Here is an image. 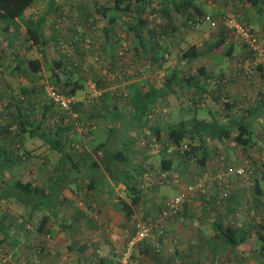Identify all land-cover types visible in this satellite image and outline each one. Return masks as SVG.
Returning a JSON list of instances; mask_svg holds the SVG:
<instances>
[{
    "label": "crops",
    "instance_id": "1",
    "mask_svg": "<svg viewBox=\"0 0 264 264\" xmlns=\"http://www.w3.org/2000/svg\"><path fill=\"white\" fill-rule=\"evenodd\" d=\"M85 1L87 0H35L32 5L26 8L25 14L16 16L7 28H4L7 23L0 21V65H2L0 72V248L2 249L0 264H6L2 260L3 251H10L13 256L22 254L35 256L32 252V245L37 243L39 237L45 233L51 236L57 259L63 264H118L116 261L118 253L133 231V221L137 217L148 218L155 215L160 208L161 201L175 195L186 183L181 180L180 183L172 182L170 173L179 171L185 176L186 181H190L199 173L211 171V168H214L211 167V162L214 159V147L212 149L211 144L221 142L216 139L208 141L209 156L204 164L198 163V173H193L196 169L189 159L179 155L171 158L172 163L169 168L162 169V166L155 168L158 165H154L157 161V153L152 148L141 150L139 141H137L139 136L145 133L151 135V132L139 122L131 123L128 126L130 113L127 110L121 111L120 108L121 114L118 119L115 110L111 109L112 104L120 106L116 97L118 90L125 88L129 93V85L143 88L144 84L148 85L145 88L147 89L150 85L149 82L152 83V86L159 87L162 82L155 83L154 76L158 72L160 74L168 73L170 67H183L185 72L193 75L192 80L195 81L200 74L197 70L199 66H203L205 71L210 73H223V76L228 78L226 83L222 82L221 84L217 82V79H211L204 85L207 89L212 86V89L215 90L214 93L219 94L221 98L225 97L230 104L234 103L237 96H241L246 91L249 92L250 88L248 87L254 86V84L248 83L252 76L245 77L244 75L246 65L219 67V61L212 60L215 48L207 49L193 59L182 57L181 65H134V73L140 77L128 72V65H90L88 62L87 65H64L65 71L63 72L57 70L52 63L62 58L61 56L64 54L60 52L63 50L57 40L59 35L58 29L55 28V21L66 12L69 16L72 15L76 18L73 24L67 23L66 33L69 37L78 38L81 41L87 35H91L93 26H89L90 22L87 21V18L91 14L89 10L93 9V5L86 4ZM193 3L198 5L203 12H208L211 15L222 14L226 6L236 8L235 0H228L227 5L223 0H208V2L193 0ZM108 4H110L109 1ZM262 4L264 5V1ZM263 8L264 6H262ZM262 9L246 2L245 11L239 12V15L245 17L251 26L257 24L256 27H259L260 24H263L259 18V12ZM41 15L43 17L42 31L48 37L45 46L33 43L28 38L24 22L28 16L36 18ZM81 17L82 26L80 24ZM99 21L100 25L106 24L107 18L102 16ZM123 22L124 14L118 19L119 25L115 29V35L111 33V39L118 38L119 41L120 30L118 27L122 26ZM109 29L103 32L105 38L110 34ZM198 30L200 33L201 29ZM211 32L202 35L207 46L215 38ZM132 37L133 42L135 38L133 33ZM181 38L179 37L177 40ZM118 43L117 41L113 43V57L114 48ZM236 46L240 48L241 45L236 41L234 48ZM134 51L138 52L136 48ZM239 54H241L240 57L245 55L252 57L251 52L247 50L245 52L244 48ZM77 55L75 53L73 57ZM105 57L109 61L113 60L106 53ZM30 59L38 60L37 73L31 69ZM77 61L79 60L74 62L77 64ZM138 67L142 71H136ZM106 68L115 69L121 80L117 79V82L109 85L104 81V89L109 90L110 94L106 97L101 96L100 106L103 105L108 110H92L87 117L88 122L92 123H97V118L103 120L105 117H112L113 122L102 125L95 123V128L92 131L85 135L79 133V137L69 127L67 134L71 133V139H76L81 143L80 149L71 151L70 156L62 154L40 135H31L29 129L21 130L17 121H11V118L26 120V114L30 109L15 97L18 93L30 92L36 95L34 96L35 105L37 103L35 97H39L37 92L42 93L41 78L50 81V76L59 71L62 75L59 73L60 77L69 83L67 85H64L63 82L53 84L63 88L80 84L81 87L74 91L80 94L83 91L86 78L92 77V74H97L98 77L102 75L101 78H104L102 71ZM259 68L256 66L257 71H260ZM262 70H264V65ZM260 76L258 87L255 88L256 93L260 91L259 94L254 95L249 92L248 94L252 96L251 104L247 105L241 113H236L249 118L252 121L253 129L255 120L260 121H258L261 123L259 126L264 124V72L262 74L260 71ZM240 82L246 83V85L243 86ZM181 83L185 84L184 81ZM111 86H115V90ZM171 93H167L162 99L166 100ZM34 110V108L31 109L32 115L35 114ZM229 114L233 115L227 113L223 118L227 119ZM154 122L152 121V123ZM8 123L11 124L5 128ZM125 126L128 127L126 129L127 136H124L123 139L126 138L129 141L128 163L112 160L102 161L103 153H110L120 148L123 143V139L120 140L118 145L110 149L111 151L106 149L108 143L101 144L108 137L110 127L118 132ZM42 129L48 131V128L43 126ZM42 129H38L37 133ZM258 131L263 134L264 127ZM258 131H253V133H258ZM17 132H19L18 135ZM255 145L262 149L260 145L256 143ZM160 164H162L161 161ZM159 171L160 174L161 172L170 174L169 180H165L163 177L155 179L153 176L157 175ZM231 176V182L233 179L235 182L234 187L232 184V192L221 207L214 205L215 192L212 193L210 200L206 199L203 193L198 192L197 196L189 199L180 212L167 223L164 232L159 233L155 230L149 239L140 241L134 246L131 263L261 264L264 262L259 239L260 234L264 235L263 180L258 177L257 186L255 184L252 189H246L240 187L242 182L237 180L238 176ZM15 179L31 181L33 185L41 188L42 192L35 197L24 194L12 186ZM125 181L133 182L137 188H139V184L149 181L151 190L149 194L142 195L137 206L133 205V212L129 217H126L121 207V201L129 202L131 196L125 186ZM163 183L170 185L175 193L170 195L167 188H161ZM243 199L251 204V207L246 210L238 208ZM34 207L42 209L38 210L40 218L36 222L33 220L32 208ZM259 212L260 215H258ZM217 221L239 227L241 233L245 232L244 240L231 246L217 233L214 227ZM26 224H31L32 228L25 229ZM39 228H43V230L40 231ZM255 241H257L256 244Z\"/></svg>",
    "mask_w": 264,
    "mask_h": 264
},
{
    "label": "trees",
    "instance_id": "2",
    "mask_svg": "<svg viewBox=\"0 0 264 264\" xmlns=\"http://www.w3.org/2000/svg\"><path fill=\"white\" fill-rule=\"evenodd\" d=\"M34 1L35 0H0V21L7 23L6 25H4V28H7V26L11 24L10 22L14 21L16 16L24 15L26 12V8L32 5ZM108 1L110 2V4H108ZM263 1L264 0H245V2H248L250 5H254L257 8L259 7V9H262L261 4L263 3ZM93 4L94 11L107 18V23L101 25V30L104 32L110 28V34H108L104 39L105 44H102L103 51L107 55H110L113 58L112 46L114 45L113 43H116V41L118 42V38L111 39L110 36L111 33L115 35V29L119 25L118 19L122 14L126 13H130L132 19L134 18L133 21L131 19V21L126 25V31L135 35L134 41L132 42V47L136 48V50H138V53L140 52V55L148 59L149 63L155 64L157 62H161L160 58L164 59V53L170 52L169 41L163 36L164 33H166L169 38L172 35V32L177 30L178 27L171 21L169 17L166 18L165 25L158 26L161 29L155 27L154 25H149L148 15H145V9L147 8V6H151V0H94ZM152 10H157L163 16H168L169 11L173 10L175 14L182 16L184 27L195 26V24L202 21L206 15V13L203 12L198 5L193 3V0H160L157 2L156 7L152 6V8H150V11ZM196 16H199V19H197ZM237 18L240 20V22L248 26L250 29L258 32L249 24L248 20L245 17L238 15ZM42 19V15L36 18L28 16L24 20V22L28 38L33 43H40L45 46L48 37L42 31ZM211 34L215 36V38L208 44V46L206 45L205 41L202 44L191 43L185 49H183L181 56L187 57L188 59H193L198 55H201L207 49L211 50L214 48L216 50H222L223 55L232 56L236 41L239 45L243 46L234 36V32L225 27L217 26L213 29ZM244 48L246 49V47ZM251 58H253V55ZM29 63L33 72L37 73V70L39 68L38 60L30 59ZM52 65L59 71H65L64 65L66 64L65 61L62 60V58L54 61ZM256 66L257 68H261H259V70L263 74V63H258L256 64ZM253 69L255 70V65ZM197 70H199L200 74L195 81L192 80L193 75L185 72L183 67H170L168 73H166L159 87L152 86V83H150L147 89H142V87H137L136 85L134 87L132 85H129L128 88L130 91L129 93H127L128 97L126 99V105L127 111L130 113L128 126H130L131 123L134 124L136 122H139L143 126H145L152 135L164 141L168 139L177 144H181L183 141H188L189 149L185 150L182 153L177 152V154L186 159L195 157L198 163L204 164L209 156L210 150L208 148V141L211 139L221 141L231 138L235 143L241 144L244 147L251 144L253 134L252 121L244 115L235 113H232L233 115L229 114L227 119H225L224 121H221L214 117H198L196 114H194L189 118L180 119L177 122L168 123L165 126H159L155 122L152 123L151 117L148 116L149 112H151L152 109L156 107V105L160 106L163 104L162 98H164L167 93H173L177 89L187 90L188 88H190V86H192V88L198 90L199 92L206 91L207 87H205L204 84L211 79H217V82L222 84V78L224 77L223 73L207 72L205 71L203 66L197 67ZM59 71H56L50 76V82L56 84H61L63 82L64 85H67L69 81H65L63 78H61V73ZM97 81L103 87V81L101 80V78ZM182 81H184L185 84H182ZM80 87L81 85L77 84L71 85L68 88L62 87V90L65 92H74ZM214 88L217 89V87ZM102 93L103 95L101 96L106 97L110 94V91L104 89ZM159 97L161 98L158 99ZM227 101L228 100H225L226 106L231 107L233 103L230 104ZM32 105L29 107L30 110L26 114V120L11 118V121H17L18 127L21 130L26 128L29 129L31 135H40L41 137L48 140L53 147L62 152V154L70 156L71 151L74 150L68 151L65 148V141L63 138L67 134V129H69V126L58 123L53 130L49 128L47 129L48 131L43 130L42 125L44 124V119L42 116L38 119L34 118L31 113ZM45 106L49 107L50 104H46ZM120 108L122 109L121 106L112 104L111 109L115 110L117 118L121 114V111H124V109L120 111ZM10 124L11 123H8L5 128ZM125 127L123 128L125 131L124 136L126 137V129L128 127ZM93 128H91L90 130H93ZM38 129L42 130L37 133ZM234 129L236 130L234 131ZM109 130L110 132L107 135L108 137L103 140L101 144L109 143L112 136L117 133L114 128L112 129V127H110ZM33 131H36V133H33ZM162 132L165 134V139L162 138ZM18 134L19 132H17V135ZM144 135L149 137L148 133H145ZM122 139L123 137L120 138L118 142H120V140ZM122 142L123 143L120 148L115 149L110 153H103V155L101 156V160L106 162L112 160L114 162L127 164L129 161V141L125 138ZM160 151H162V153L164 152L163 150ZM162 161V169H167L171 166V157L162 155ZM262 177H264V173H262ZM257 178L258 176L255 175L253 178L254 184L251 185V187H253L255 184L257 186ZM12 186L20 192L33 195L34 197L42 192L41 188L33 185L31 181H22L21 179H15L12 183ZM125 186L128 191H130L131 196L129 202L121 201V207L126 217H129L133 212V205L137 206V202L140 200V198H142L144 192L140 188H137L136 185L131 181H125ZM214 227L217 230V233L231 246H235L239 242H242L246 236L245 232L241 233L239 227H234L231 224H225L222 221H217ZM38 230L42 231L43 228H39ZM259 239L261 243V250L264 255V235L260 234ZM261 264H264V262H262Z\"/></svg>",
    "mask_w": 264,
    "mask_h": 264
},
{
    "label": "rangeland",
    "instance_id": "3",
    "mask_svg": "<svg viewBox=\"0 0 264 264\" xmlns=\"http://www.w3.org/2000/svg\"><path fill=\"white\" fill-rule=\"evenodd\" d=\"M158 1L159 0H151V6L149 5L145 9V15H148V19H149L148 24L154 25L155 27H158L160 25H165V20H166V18L169 17L171 19V21L178 27L177 30L172 32V35L169 38H168V35L166 33H164L163 37L169 41L170 52L164 53V59L160 58L161 62L151 64V63H149L148 59H146L145 57L140 55L138 52L135 53L134 48L132 47V38H133L132 33H128L126 31V27H127L126 25L132 19L130 13L124 14L123 25L118 27V29L120 30V32L118 34L120 36L119 37L120 39L118 41L119 43L116 44V46L114 48L113 60L112 61L107 60L105 57V53L103 51V48H102V44L104 43V39H105L104 33L101 30V25H100L101 23L99 21V19L102 18V15H100V13H96L94 11V4H93L94 0L85 1L86 4H92L93 5L92 6L93 9L89 10L91 14L87 18V21L90 22L89 26L90 27L93 26V27H92L91 35H87L81 41L78 38L72 39L71 37L68 36V33H66L67 23L70 22L71 24H73L76 21V18H74V16H72V15L69 16L65 12L64 15L61 14L60 17L58 19H56L55 28L58 29V35L60 36L61 40L65 43V45H66L65 47L67 48V49L63 50L64 52L60 51V49L57 48L60 52H62L64 54L63 56H61V55L60 56L65 61L66 65L76 64V62H74L75 60H79V61H77V65H87L88 62L90 63V65H181V60L183 58H182V56H180V53H182L183 49H185L191 43H197V44H202V42L204 43V41L202 39V37H203L202 35H204L203 33H209V31H213V29L215 28L210 24L209 16L210 17L212 16V18H215V17L219 16L220 14H217V15H211L210 14V15H208L207 19H203L199 23L195 24V26L184 27L183 21H182V16L175 14L173 12V10L169 11L168 16H163L157 10L150 11V8H152V6L156 7ZM205 1L208 2V0H205ZM211 1H213V0H211ZM224 1L226 2L225 4L227 5L228 0H223V2ZM235 2H236V8L233 6H226L223 13H225V12L233 13L236 17H238L239 12L245 11V8H246L245 0H235ZM261 6H264V5L261 4ZM206 14H209V13L206 12ZM259 14H260L259 18H260V20L263 21V24H260L259 27H256L257 24H253L252 26L255 30H257L259 33L264 35V8L262 9L261 12H259ZM74 19H75V21H74ZM81 20H82V17L80 18V24L82 26ZM197 26H198V28H196ZM159 29H161V28H159ZM198 29H201V31H203V32L201 33V31H200V33H201L200 34ZM179 37H182V38L180 40H177ZM237 47L238 46H236V48H234L233 55L230 57L223 55L222 50H220V49L215 50V54L213 55L212 60H214L215 62H217L216 60H218L219 61L218 64H220L219 67H222L225 65H236V67H238L239 65H248V64H251L252 66L255 65V70L253 73L254 76L252 75V77L250 78L251 80H248V83L254 84V86L252 85L251 87H248V88H250L249 92H251L254 95H258L260 91L256 93V89L258 87V82L261 79L260 71L256 70V64L253 63V60L250 56L245 55V56L240 57L241 54H239V52H241V49L244 47H242V46H240V48H237ZM120 49L123 50L122 54H118V50H120ZM244 50L246 52L247 49L244 48ZM75 53L78 55L73 57V54H75ZM88 58H89V60H87ZM263 65H264V63H263ZM108 71H111L114 73V77H113L114 81L113 82H117L116 81L117 79L119 81L121 80L119 77V74L115 71V69L106 68L105 70L102 71L103 76H105L106 73H108ZM140 71H142V70H139V72ZM195 72L197 73L196 70H195ZM130 73L135 75L136 77H140V75H138L137 73H134V72L133 73L130 72ZM165 75L166 74H160V72H158V74L154 76V81L156 80L155 83L162 82ZM101 76L102 75H100L98 77L97 74H92V78L100 79ZM89 77H91V76H89ZM130 78H131V76H130ZM133 78H135V77H133ZM249 81H252V82H249ZM233 82H237V81H233ZM240 83L243 86L246 85V83H243V82H240ZM149 84H150V82H149ZM147 86H148L147 84H144L142 89H145ZM59 87L62 89L61 86H59ZM194 90H195L194 88L192 89V87H190L187 90L186 89H177L175 92L171 93L166 100L162 101V103L167 106L168 112H166V113L161 112L160 109L158 111L152 112L153 117H151V120L155 121V123H157L159 126L160 125L165 126L168 123L177 122L180 119H186V118H189L192 115L196 114L198 117H203V118L214 117L216 119L224 121L225 119L223 118V116L225 114H227V113H235V114L241 113L242 111L245 110V107L247 105L251 104L250 98L252 96H251V94H248L249 93L248 91L241 94V96H239V97L237 96V98L234 99V103L232 104V107H227L225 105L226 98L225 97L221 98L219 94H215L214 93L215 91L212 89V86H209L206 91H202V92H199L198 90H195V91ZM37 93L39 94L38 96L41 95L40 91H38ZM34 96H36V95H34ZM116 97L119 100L118 104L122 107V109H124V111H126L127 110L126 97H128V96L127 95L123 96L122 94L116 93ZM124 98H125V100H123ZM188 100L190 101L189 103H188ZM42 110H44V108H42L41 105L38 106V110L35 109V111H34L35 114L33 115L35 119L40 118V116H41L40 113ZM92 110L93 111L94 110L95 111L96 110L97 111H101V110L106 111L108 109H107V107H105L103 105L100 106V102H93L91 104L81 106L82 118L85 121V123H92V122H88V117H87L88 114ZM193 110H195V112H193ZM223 113H225V114H223ZM258 121L259 120H255V122L253 121L254 126H255L253 131H255V132L260 130V128L264 127V124H263V126H259V125H261V123H258ZM112 122H113L112 117H110V118L105 117V118H103V120H100V119L98 120V118H97V123L96 122H94V123H96V125H102L103 123L108 124V123H112ZM256 124H258V125L256 126ZM42 126L44 128H49L52 130L54 129V126L47 127V125H44V124ZM72 129H73L72 132L77 133L78 137H79V133H81L82 135H85V134H88L90 131H92V130H90L86 133H82V132H79L78 130H76L74 128H72ZM235 130L236 129H234V131ZM124 132L125 131L123 128L112 136V138L110 139V141L106 147V149L108 151H111L110 149L113 148V146H116L119 144L118 140L120 138L124 137ZM66 135H68V134H66ZM69 137H70V135H69ZM263 137H264V132H263V134L259 131H258V133H253L252 134V143H251V145L249 144L250 146H246V147L242 146L241 144L235 143V142L232 143L233 140L231 138L221 140V142L217 143V144H211V148L213 149V147H214V149H213L214 150V156H213L214 159L211 162V165H212L211 167H214V168H211V171H205V172L214 173L218 168H221V166L218 162V155L224 154L226 156V159L231 163L238 164V163H242L245 160H247V162L250 163L254 167L255 175L258 176L260 179L264 180V177H262V173H264V144H263L264 139H263ZM162 138L165 139L164 133L162 135ZM137 141H139L138 142L140 144L139 148L141 150H146V149L148 150L150 148V146L148 145L149 137H147L146 135L140 136V138ZM29 142L32 143L31 140H29ZM255 143L257 145H260V147L262 149H259L255 145ZM155 152L157 153V157H156L157 161H156V163H154V165L156 166L158 164L155 168H159L162 166V164H160V161H161V163L163 162L162 161V155L166 156V157H171V158L178 156L177 153L167 154L166 152L162 153V151H160V150L155 151ZM164 153H165V155H164ZM189 160H190V163H193L192 165L195 166L194 168L196 169V171H194L193 173H198L199 172L198 171V162L196 161L195 157L189 158ZM201 173H203V172H201ZM201 173H199V174H201ZM159 174H160V171L157 175H154L153 177L155 179H159L161 177V174L160 175ZM170 174L171 175H173V174L177 175L181 181H185V182L189 181V180L186 181V179H184L185 176H183L179 171H175V173L173 172ZM231 177L232 176H228V180L231 184V189H232V184L234 187L235 182H234V179L231 182ZM170 179H171V177H170ZM192 179H193V177H192ZM237 180L238 181L241 180V182H242L240 187H243L246 189H252L251 184H249L248 181H246L240 177L237 178ZM262 184L264 185L263 182H262ZM162 185L163 186L161 188H167L170 192V195H173L175 193L174 189H172L170 187V185H168L167 183H163ZM263 189H264V186H263ZM150 192H151V190L149 187L148 190L145 191L144 193L149 194ZM197 194H198V192L195 193L191 198L197 196ZM262 198L264 201V193L262 194ZM243 200L238 205L239 209L246 210L248 207H251L250 203H248L245 199H243ZM248 201H250V200H248ZM262 205H264V202L262 203ZM32 209L34 212L33 220H35V222H36L40 218V214L38 215V210H42V209H39L37 207H34ZM139 211L141 212V210H139ZM258 215H260V212L258 213ZM133 224H134V221H133ZM174 242L176 243V241H174ZM256 243H257V241H255V244ZM131 259H132V256H131ZM116 261H118V260L116 259Z\"/></svg>",
    "mask_w": 264,
    "mask_h": 264
},
{
    "label": "built area",
    "instance_id": "4",
    "mask_svg": "<svg viewBox=\"0 0 264 264\" xmlns=\"http://www.w3.org/2000/svg\"><path fill=\"white\" fill-rule=\"evenodd\" d=\"M208 15H205L204 19H207ZM199 19V16H196ZM209 22L213 27L222 26L230 29L234 32V36L238 42L246 47L253 55V63H264V35L250 29L244 25L233 14L225 12L219 16L212 18L209 16ZM58 43L62 50L67 49L65 43L61 40L60 36L57 37ZM123 50H118V54H122ZM254 66L248 64L245 66L244 75L250 77L254 73ZM2 65H0V72ZM128 72H135L134 65H128ZM141 70L140 67L136 71ZM104 78H101L108 84L114 83V73L108 71ZM97 78H86L83 86L82 93L65 92L59 86L51 83L45 78H41V95L36 98L37 103L34 105V95L32 93H18L17 100H20L26 106L38 110V106L41 105L44 110L40 115L44 119V125L56 126L58 123L74 128L79 132L86 133L91 128L95 127V123H85L82 118L81 106L88 105L93 102H100L101 95L104 90ZM228 78L224 76L222 82L226 83ZM115 90V86H111ZM119 94L128 96L126 89L118 90ZM39 95V94H38ZM12 99V98H11ZM127 99V97H126ZM125 100V98L123 99ZM46 104H50L46 107ZM166 113L168 111L167 106L162 104L152 109L148 116H152V112L158 111ZM35 111V110H34ZM44 113V114H43ZM15 127V126H14ZM70 135V137H69ZM65 148L69 150L77 151L80 149V141L71 139V133L65 135ZM234 143V141L232 142ZM18 144V143H17ZM148 145L153 150H163L167 154H175L177 152H184L189 149L188 141H183L181 144L174 143L171 140H162L154 135L149 136ZM218 162L221 168H218L214 173L203 172L194 176L193 179L184 183V186L178 190V192L170 197H166L161 201L160 208L157 213L148 218L137 217L134 220V228L131 234L125 240L122 249L118 253V264H132L131 256L134 246L140 241L149 239L153 235V231L159 233L164 232L167 223L175 217L184 204L197 192L203 193L206 199H210L212 193L215 192L214 205L221 207L223 202L229 197L232 192L231 184L228 180V176L236 175L246 181L249 184H254L255 170L254 167L245 160L242 163H231L226 159L224 154L218 155ZM170 174L161 173V177L165 180H169ZM171 180L174 183H180V178L177 175H171ZM264 183V180H263ZM139 188L144 192L149 188V181H145L139 184ZM25 229H31V224H26ZM39 241L32 245V252L35 256L31 255H18L13 256L10 251H3V262L6 264H63L57 259V253L53 246L52 238L48 233L43 234L38 239ZM0 251L2 249L0 248Z\"/></svg>",
    "mask_w": 264,
    "mask_h": 264
}]
</instances>
